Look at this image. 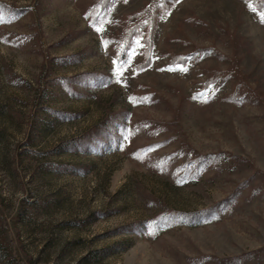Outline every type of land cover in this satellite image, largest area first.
Segmentation results:
<instances>
[{"label": "rangeland", "instance_id": "rangeland-1", "mask_svg": "<svg viewBox=\"0 0 264 264\" xmlns=\"http://www.w3.org/2000/svg\"><path fill=\"white\" fill-rule=\"evenodd\" d=\"M0 17V264H264V0Z\"/></svg>", "mask_w": 264, "mask_h": 264}, {"label": "snow or ice", "instance_id": "snow-or-ice-1", "mask_svg": "<svg viewBox=\"0 0 264 264\" xmlns=\"http://www.w3.org/2000/svg\"><path fill=\"white\" fill-rule=\"evenodd\" d=\"M0 22H3V17H0Z\"/></svg>", "mask_w": 264, "mask_h": 264}]
</instances>
